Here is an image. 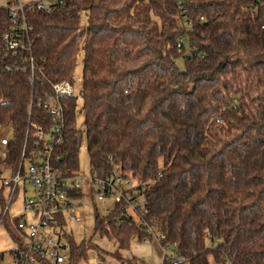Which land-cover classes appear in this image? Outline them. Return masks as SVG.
Masks as SVG:
<instances>
[{
    "label": "trees",
    "instance_id": "1",
    "mask_svg": "<svg viewBox=\"0 0 264 264\" xmlns=\"http://www.w3.org/2000/svg\"><path fill=\"white\" fill-rule=\"evenodd\" d=\"M8 4L0 7V124L12 129V169L28 128L48 124L38 100L56 82L74 83L84 36L91 173L117 167L146 199L145 225L122 202L96 215V229L125 250L134 240L154 242L150 227L162 245L176 246L162 264H264V0H65L51 11L27 9L29 49L17 56L5 49L14 29ZM65 106V140L53 160L70 175L80 169L82 133L76 98ZM0 202L12 255L23 242L20 218L4 213L2 190ZM68 241L69 264H80L88 243L73 232Z\"/></svg>",
    "mask_w": 264,
    "mask_h": 264
},
{
    "label": "built area",
    "instance_id": "2",
    "mask_svg": "<svg viewBox=\"0 0 264 264\" xmlns=\"http://www.w3.org/2000/svg\"><path fill=\"white\" fill-rule=\"evenodd\" d=\"M65 0H7L9 15L12 18L14 29L4 34L5 49L9 55H20L29 47L25 42L31 26L27 23L26 11L54 10ZM203 20V17H200ZM191 27V24H189ZM187 43L184 37L179 39L178 45ZM33 59L31 58V62ZM32 73L34 65L31 64ZM74 83L70 80H61L52 85V92L38 100L48 117V124L34 125L35 128L27 131L18 166L14 169L6 162L9 138H0V190L7 191L4 196L6 202L4 213L11 214V205L17 197L21 187L26 194L22 202L23 214L19 216L17 228L23 238L20 245H16L17 252L11 255L10 264H69L70 249L68 236L70 223L81 222L83 216L79 210V199L83 196L81 177L78 171L66 175L54 164L53 155L56 148L64 143L67 101L75 99ZM33 103H31L30 112ZM32 140V148L30 142ZM11 172L9 178L4 173ZM162 174L158 173V177ZM91 182L96 185V194L99 200L109 196L113 198L114 206L117 203H126V208L135 211L139 218L146 213V199L140 191L133 190L130 183L125 182L121 171L115 167L106 176H94L90 170ZM126 183L127 187L123 188ZM32 187L31 194L27 195V187ZM92 187V186H91ZM81 193L79 196L77 193ZM113 206V207H114ZM111 209L107 211L110 212ZM145 225L141 219L137 221ZM0 219V228L3 226ZM152 232L162 252L161 263L172 261L175 258L176 246L162 245L160 239ZM144 243H147L144 241ZM139 264H154L149 260H142Z\"/></svg>",
    "mask_w": 264,
    "mask_h": 264
},
{
    "label": "rangeland",
    "instance_id": "3",
    "mask_svg": "<svg viewBox=\"0 0 264 264\" xmlns=\"http://www.w3.org/2000/svg\"><path fill=\"white\" fill-rule=\"evenodd\" d=\"M87 7H89L90 0H85ZM7 0H0V7L5 6ZM87 14L88 9L83 11L81 25L82 28H85L87 25ZM83 40L84 36L81 38V49L78 54L77 66L74 71V89L75 96L77 101V127L82 133V141L79 151L80 159V169L78 171L81 177L78 181L81 183V190L83 196L79 199V210L83 216L81 222H72L70 223V231L73 232L75 241L80 243L85 240L89 245L87 258L80 262V264H120V261L117 257H122L124 261H128L133 257L139 260H149L154 264H160L162 259V252L159 245L156 242H147L140 243L136 240L132 241L129 249H119L118 245L114 240L109 239L106 235H101L100 231L96 229V215L103 217L107 215L109 209H113L114 201L112 197H105L102 200L98 199V196L95 192L96 185L91 182L90 177V158L87 150L86 142V132L84 125V115L82 112L83 100L81 97V83L83 76ZM246 63L250 62L248 59L245 60ZM179 65L183 67V59H179ZM12 138V129L8 125L0 124V138ZM5 177L9 178L11 172L6 170L4 173ZM125 182H129L128 186H132L133 190L138 191V181L132 176H128ZM92 186V187H91ZM126 183L123 185V188H126ZM7 191L3 193V196H6ZM32 187H27V195L31 194ZM26 194L24 187H21L17 193L15 201L11 205V212L14 213L13 216H20L23 214L22 202ZM0 208H2V203L0 202ZM96 208H98L96 213ZM130 214L133 216L134 220L139 221V216L135 211L130 210ZM15 242L13 241L10 233L3 225L0 228V252H5V257L0 261V264H9L11 260V255L8 251L14 247ZM117 252L116 256L111 255L112 253ZM137 262L135 261V264ZM127 264V263H125Z\"/></svg>",
    "mask_w": 264,
    "mask_h": 264
},
{
    "label": "crops",
    "instance_id": "4",
    "mask_svg": "<svg viewBox=\"0 0 264 264\" xmlns=\"http://www.w3.org/2000/svg\"><path fill=\"white\" fill-rule=\"evenodd\" d=\"M25 1H30V0H25ZM1 210H2V208H0V213H1ZM11 215L13 216L14 213L11 212ZM14 247H15V244H14ZM14 247H13V248H14ZM4 257H5V256H4ZM3 259H4V258H3ZM10 262H11V260H10ZM10 262H9V264H10Z\"/></svg>",
    "mask_w": 264,
    "mask_h": 264
},
{
    "label": "water",
    "instance_id": "5",
    "mask_svg": "<svg viewBox=\"0 0 264 264\" xmlns=\"http://www.w3.org/2000/svg\"><path fill=\"white\" fill-rule=\"evenodd\" d=\"M122 219H124V220H127V217H126V216H124Z\"/></svg>",
    "mask_w": 264,
    "mask_h": 264
}]
</instances>
